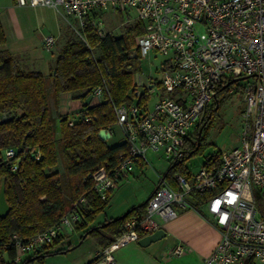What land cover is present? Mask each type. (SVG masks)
I'll list each match as a JSON object with an SVG mask.
<instances>
[{
  "label": "built area",
  "instance_id": "2783aa9c",
  "mask_svg": "<svg viewBox=\"0 0 264 264\" xmlns=\"http://www.w3.org/2000/svg\"><path fill=\"white\" fill-rule=\"evenodd\" d=\"M15 3L53 9L83 40L86 23L100 37H105L108 31L101 14L118 13L123 17L121 25L142 24V32L132 34L133 48L141 57L152 50L163 55L160 84L164 92L151 108L136 103L115 104L109 92L112 82L106 77L91 91L90 102L112 104L115 125L121 129L127 145L115 164L106 162L84 178L101 199L110 194L118 180L132 172L134 162L150 165L147 158L150 152H161L169 164L183 160L188 139L194 140L199 116L214 101L221 83L227 81L229 92H239L246 103L241 113L239 146L220 150L218 165L203 163L195 172L175 173L174 186L159 177L160 183L149 196L143 215L126 219L121 235L97 253L93 264H113L115 250L136 242L141 234L162 228L181 210L195 206L190 202L192 193L204 192L210 194L201 205L219 231V239L202 264H264V0H15ZM42 42L46 49H51L55 37L46 35ZM92 58L95 59L93 54ZM139 86L151 95L155 83L141 81ZM72 124L69 118L68 125ZM108 131L111 135V129ZM15 155V148L8 147L2 158L9 161ZM85 204V197H80L54 225L29 239L12 234L14 261L20 262L60 236L77 232ZM183 251V246L177 244L172 253L179 256Z\"/></svg>",
  "mask_w": 264,
  "mask_h": 264
},
{
  "label": "trees",
  "instance_id": "16d2710c",
  "mask_svg": "<svg viewBox=\"0 0 264 264\" xmlns=\"http://www.w3.org/2000/svg\"><path fill=\"white\" fill-rule=\"evenodd\" d=\"M141 32L142 24L135 23L125 25L121 36L108 32L100 37L97 30L86 23L84 40L68 39L60 49L47 85L43 73L21 69L12 55L1 48L6 39L0 24V113L14 114L13 118L0 122V184L4 181V195L9 205L7 215L0 217V264H44L47 255L69 250L68 236H60L15 262L10 237L15 233L26 240L49 228L82 196L86 204L81 208L82 221L76 230L80 238L92 236L100 250L121 235L126 219L145 212L149 197L117 217L95 223L96 215L109 204L110 195L101 199L93 191L91 182L84 180L106 162L115 164L118 155L127 148L124 140L111 145L108 139L103 140L98 135L101 129H113L116 116L112 104L108 101L85 103L102 77L112 82L109 92L115 104L136 103L143 108L148 104L147 89L138 90L133 82L138 50L135 58H129L135 51L132 34ZM227 83L218 86L214 101L201 112L194 140L188 139L186 143L184 159L171 163L163 174V179L172 186L175 185L174 174L185 173L184 162L205 143L211 117L230 95ZM72 92L79 94L82 109L70 126L68 115L60 113L58 108L61 95ZM8 147L15 148L16 155L4 161L3 151ZM219 151L209 154L203 163L218 165ZM37 152L38 158L35 157ZM16 161V168L12 170ZM59 162L63 172L58 170ZM209 194L192 193L194 205H201ZM59 244L65 246L55 249ZM95 260L96 256L87 264Z\"/></svg>",
  "mask_w": 264,
  "mask_h": 264
},
{
  "label": "rangeland",
  "instance_id": "374dc122",
  "mask_svg": "<svg viewBox=\"0 0 264 264\" xmlns=\"http://www.w3.org/2000/svg\"><path fill=\"white\" fill-rule=\"evenodd\" d=\"M8 1L9 0H0V6ZM50 11V14L55 15L56 20L65 30L64 36H66V38H62L64 36L60 37L55 47L51 49H46L41 46L38 47L37 51L44 56L45 60H48L46 63L49 68L47 67V70L44 72L47 85H49L48 77L52 73L55 65L56 57L54 55L60 51L65 40L77 38L75 33H73L69 27L65 26L66 24L61 19L62 17L55 11ZM102 20L104 21L107 31L112 32L114 36H121L124 34L125 25H121L123 17L120 14L115 12L105 13L102 15ZM36 29V32L42 34L43 37L55 33V30L47 24L38 26ZM35 36L38 37L37 34H35ZM50 50H52V53H50ZM15 57L20 61L18 55ZM162 60L163 55L152 50L145 57H141L139 54L135 61L137 70L133 73V82L136 84L137 89H144L139 86L141 81L146 82L150 80L155 83V86L152 88L153 92L147 101L149 108H151L158 95L164 92L160 84L162 79ZM241 82H244V80H241ZM66 96L67 105L70 108L67 115L70 119L77 120L80 115V109H82V101L79 99V94L77 92H72L66 93ZM245 105V100L239 92L230 93L226 101L211 117L209 128L205 135V143L202 145V148L198 153L191 155L184 162L186 171H197L209 154H213L218 150H229L239 146L243 124L241 113L245 109ZM51 106L53 107V103H51ZM58 126V122H56V128H58ZM111 131V136L108 138L109 144L114 145L123 141V134L119 126L114 124ZM58 136V132L56 131V137ZM147 158L150 165L134 162L132 172H130L126 178L118 180L116 187L110 191V204L105 211H103L107 216L117 217L132 206L141 204L151 195L159 180L160 174H164L170 164L164 159L161 152H150L147 154ZM62 168V163L59 162V172H63ZM64 178L63 176V179ZM201 208L205 211L204 206ZM101 220L102 217L98 216V218H95L94 222H99ZM68 240L71 244L70 249L62 253L47 255L44 264H87L98 248L92 236L80 238V232L70 234ZM63 246H65V244H59L55 249ZM29 254L31 255V253Z\"/></svg>",
  "mask_w": 264,
  "mask_h": 264
},
{
  "label": "crops",
  "instance_id": "0c3cea01",
  "mask_svg": "<svg viewBox=\"0 0 264 264\" xmlns=\"http://www.w3.org/2000/svg\"><path fill=\"white\" fill-rule=\"evenodd\" d=\"M50 10L53 9L41 6H18L15 0H9L0 6V24L6 39L1 48L12 55L21 69L37 70L43 74L47 70L46 62L48 60H45L44 56L37 51L38 47H44L43 35L36 32L38 26L47 24L55 30L53 48L60 37L65 35V30L60 26L55 15L50 14ZM60 17L66 24L65 26L68 27L63 16L60 15ZM62 38H66V36ZM50 51L52 53V50ZM58 53L54 56L57 57ZM16 55L20 61L16 59ZM91 103L95 102L92 101ZM58 109L62 114H68L70 111L66 94L61 95ZM160 177L164 178L163 174H160ZM159 183L160 179L155 188ZM190 202H193L192 198ZM201 207L202 205L185 208L179 212L176 218L164 223L162 229L165 234L157 241L147 246H141L136 241L115 250L113 252V264H202L203 259L210 254L218 241L219 231L212 225L206 211H203ZM98 216L102 217L99 222L113 217L107 216L104 212L96 215L97 218ZM145 235L147 234L141 237ZM177 244H181L184 248L183 253L179 256L172 253ZM99 251L100 248L98 247L93 253L92 259Z\"/></svg>",
  "mask_w": 264,
  "mask_h": 264
},
{
  "label": "water",
  "instance_id": "95a60500",
  "mask_svg": "<svg viewBox=\"0 0 264 264\" xmlns=\"http://www.w3.org/2000/svg\"><path fill=\"white\" fill-rule=\"evenodd\" d=\"M136 57V51H133L132 54L129 55V58H135ZM151 86H149L150 88ZM91 99V95H89L86 99H85V103H89ZM14 114H9V113H0V122L8 120L10 118H13ZM200 131L198 132V136L199 137ZM98 135L101 139L106 140L110 137V132L107 129H101L98 132ZM155 190V188H154ZM153 190V191H154ZM9 211V205L6 202L5 199V195H4V181L1 182L0 184V217H5L7 215ZM165 232L162 228H159L155 231H153L152 233H149L143 237H140L137 242L138 244H140L141 246H147L155 241H157L158 239H160L162 236H164Z\"/></svg>",
  "mask_w": 264,
  "mask_h": 264
}]
</instances>
